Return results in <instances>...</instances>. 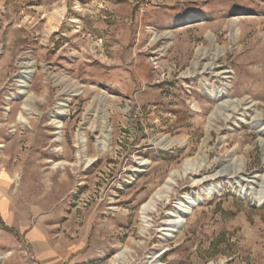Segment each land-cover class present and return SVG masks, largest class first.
Returning a JSON list of instances; mask_svg holds the SVG:
<instances>
[{
    "label": "rangeland",
    "instance_id": "374dc122",
    "mask_svg": "<svg viewBox=\"0 0 264 264\" xmlns=\"http://www.w3.org/2000/svg\"><path fill=\"white\" fill-rule=\"evenodd\" d=\"M0 174V264H264V0H0Z\"/></svg>",
    "mask_w": 264,
    "mask_h": 264
},
{
    "label": "crops",
    "instance_id": "0c3cea01",
    "mask_svg": "<svg viewBox=\"0 0 264 264\" xmlns=\"http://www.w3.org/2000/svg\"><path fill=\"white\" fill-rule=\"evenodd\" d=\"M5 175L0 174V217L7 226L14 225L11 198L4 188ZM27 240L38 256L41 264H64L65 257L52 247L51 239L41 229L35 227L27 232ZM65 255V254H64Z\"/></svg>",
    "mask_w": 264,
    "mask_h": 264
},
{
    "label": "bare ground",
    "instance_id": "6f19581e",
    "mask_svg": "<svg viewBox=\"0 0 264 264\" xmlns=\"http://www.w3.org/2000/svg\"><path fill=\"white\" fill-rule=\"evenodd\" d=\"M228 71H223V73H227ZM218 95L216 94V97ZM219 96L221 97V94H219ZM105 144V143H104ZM103 148V147H102ZM185 162V161H184ZM184 164V170H188L189 168V165L191 163H189V161H186ZM176 174H178V170H175L173 172H171L170 174V177L168 178V180L166 181L164 187L166 189H168L170 187V184H173V181H174V177L176 176ZM163 187V188H164ZM162 197L161 195V191H158L155 193L154 196H152L146 203L143 204L142 206V211L143 212H147V211H150L152 210L153 206L155 205V203L157 202V200H159L160 198ZM192 203H195V199H191V201L188 203V204H183L180 209L178 211H176V213L168 220V223L175 227L179 224L180 222V217L183 213H185L189 207V205H191ZM141 211V212H142ZM116 257H119V255H116ZM1 258V257H0ZM157 264V263H156Z\"/></svg>",
    "mask_w": 264,
    "mask_h": 264
}]
</instances>
